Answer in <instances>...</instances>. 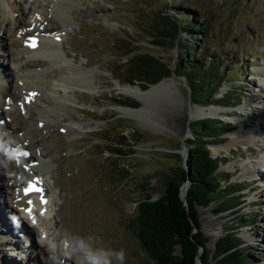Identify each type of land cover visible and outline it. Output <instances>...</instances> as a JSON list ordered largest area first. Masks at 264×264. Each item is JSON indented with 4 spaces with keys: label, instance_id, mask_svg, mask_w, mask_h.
<instances>
[{
    "label": "rangeland",
    "instance_id": "rangeland-1",
    "mask_svg": "<svg viewBox=\"0 0 264 264\" xmlns=\"http://www.w3.org/2000/svg\"><path fill=\"white\" fill-rule=\"evenodd\" d=\"M18 1L26 11L34 4V0ZM49 3L43 2L40 19L62 27V52H67L73 64L83 63L87 70H93L98 92L91 94L78 86L69 91L74 97L70 113L82 124L81 132L67 127L70 119L65 113L51 116L52 124L45 126L33 108L27 106L31 110L28 116L20 104L15 105V117L27 119L22 130L18 127L10 134L0 126V140L11 138L23 153L46 151L52 159L48 168L39 171L27 167L22 159L14 165L26 177H39L46 186L44 191L53 196L51 213L42 216L34 209V223L23 214L24 208L9 198L21 191V182L9 168L0 170L2 194L13 208L8 219L0 218V264H78V253L64 255L61 241L65 238L73 243L77 238H91L94 248L123 249L125 264H146L148 258L136 236L137 199L145 194L156 199L163 194L165 175L172 167L185 165L186 139L194 138L189 121L199 119H191L192 111L210 108L215 110L208 116L221 118L229 128L212 137L208 146L213 156L222 159L219 169L228 172L222 187L228 182L244 184L226 198L240 196L238 208L246 219L236 225L233 208L217 211L215 200L198 206L201 228L213 248L219 235L236 227L241 245L258 255L251 264H264V136L257 143L230 145L239 121L246 130L256 123L259 128L253 131L257 135L264 131V0H80L71 8L72 19L66 25L52 13ZM177 12L206 24L207 31L200 34L197 43L200 61L221 59L225 66L227 76L215 97L238 91L240 100L226 106L199 105L191 100L185 80L174 71L162 78L169 79V84L161 86L147 102L123 92L120 85L143 89L137 79H131L127 59L133 54L154 55L173 69L185 60L184 46L192 42L188 31H181L175 40L166 37L164 43L153 42L159 38L155 34L164 23L163 16ZM16 16L32 28L22 39L27 44L28 36L38 35L36 29L41 27L27 13ZM3 44L0 41V74L11 84L18 80L7 75L14 70L15 60L8 54V43ZM128 48L132 50L126 54ZM125 98H133L139 105L125 103ZM23 100L28 103V98ZM120 106L132 111L126 113ZM121 133L126 136L123 141ZM37 140L41 143L36 142L38 148L28 145ZM4 150L0 143V163L7 158ZM12 152L8 155L18 157ZM249 170L254 171L253 176ZM6 220L10 229L3 227ZM50 242L56 247L48 256L40 248L31 251L28 247Z\"/></svg>",
    "mask_w": 264,
    "mask_h": 264
},
{
    "label": "trees",
    "instance_id": "trees-1",
    "mask_svg": "<svg viewBox=\"0 0 264 264\" xmlns=\"http://www.w3.org/2000/svg\"><path fill=\"white\" fill-rule=\"evenodd\" d=\"M163 17L161 21L164 23L158 26V34H155L159 38L154 39L153 42L164 43L166 37L175 40L181 31H188L187 37L192 42L184 46L187 57L178 61L173 69L154 55L133 54L127 59L131 79H137L141 87L147 89L149 84L174 71L177 76L185 80L191 100L199 105L226 106L233 104L237 98L240 100L238 91L236 94L225 92L215 97L227 76L225 66L221 59L206 62L200 61L196 56V53L201 56L197 43L200 34L207 31L206 24L188 18L183 12ZM131 50L132 48H128L125 53L128 54ZM236 67L240 68L238 65ZM123 101L132 106L139 105V102L133 98H125ZM189 126L194 131V138L186 139L189 148L185 165L172 167L165 175L163 194L158 198L151 199L150 194H145L137 199L134 217L136 236L148 258L146 264H200L197 258L201 264H251L252 261L257 260L258 255L241 245L242 241L236 234V227L219 235L214 241L213 248H210L207 244L209 237L201 228L198 211V206H206L217 200V211L233 208L236 225L246 219L238 208L241 202L240 196L226 198L228 194L243 188L244 184L228 182L222 187V181L226 180L228 172L219 169L222 159L213 156L208 146L212 137L222 135L228 130L229 124L219 117L207 116L189 121ZM119 136L121 140L126 139L122 133ZM186 180L189 181V186L184 202L181 198L180 186ZM142 185L145 187L147 184Z\"/></svg>",
    "mask_w": 264,
    "mask_h": 264
},
{
    "label": "bare ground",
    "instance_id": "bare-ground-1",
    "mask_svg": "<svg viewBox=\"0 0 264 264\" xmlns=\"http://www.w3.org/2000/svg\"><path fill=\"white\" fill-rule=\"evenodd\" d=\"M44 1L46 0H34L32 9L26 11V8H21V4H19L18 0H0V30H2V32L0 31V41L1 44L8 43V54L15 60V62L12 61L14 63V70L8 72L7 75H14V78L18 77V80L10 84L7 83L8 80L0 74V126L3 125L10 134L16 132L19 128L21 129L25 119V117H15L17 104L24 106L28 116L31 114V110H27V106L33 108L39 117V121L45 126L52 124V120L50 119L51 116L65 113L68 119H70L67 127L76 132H81L83 128L82 124L77 123L73 119L72 113H70L71 109L69 106L73 104L74 97L70 96L69 91L75 89L76 86L91 94H95L97 91L95 84L96 75L93 74V70H87L83 63L73 64L67 52H62V46L59 42L60 38L63 36L62 27L59 29L60 26L54 22L45 24V22H42L40 19L38 11L42 10ZM79 3L80 0H50L49 6H51L52 13L62 19L63 24L66 25V23L72 19L71 8L78 6ZM15 13L22 15L27 13L29 19L35 20L36 24L40 25L41 28L36 29L39 38L35 46L31 47L29 45L30 38L27 41L28 43L24 44V40L22 39L24 37L26 39L27 33H30L32 28L27 21L21 23ZM21 40L23 41L22 43ZM162 80L157 84L149 86L147 89H140L136 85H120V87L123 89V92L147 102L148 98L154 96V92L162 88L161 86L169 84V79L163 80V83ZM24 97L28 98V103H25L23 100ZM120 108L126 113L132 111L126 107L120 106ZM213 110L215 109H194L191 119L207 117ZM5 115L8 116V120L5 118ZM243 125V122H237V129L232 135L230 145L235 143L247 145L249 143L261 141L262 135L264 136V131L260 130V135L255 134L253 130L259 128L256 123L253 124L254 126L251 130L244 129ZM20 141L22 140H19V142ZM36 142L41 145L39 140L30 142L28 145H30L31 148H38ZM0 143L3 149L5 148L4 151L7 156L5 162H1L2 164L0 163V170H2V168H9L8 171L12 174L15 173L16 181L21 182V189L26 186L28 181L38 180L41 182L40 178L35 175H28L26 177L24 176L26 174H21L20 168L15 166L14 163L22 159L27 167H32L39 171L48 168L52 159L47 157L45 150H41L38 155H33L25 151V153H30V155L14 157V152L18 150L16 143H13L11 138L6 136L1 138ZM10 151H13V157L8 155ZM11 159H13L14 162ZM252 171L253 170H249L248 174H250V176H253ZM23 182L26 183L22 184ZM2 189L0 182V218L8 219V211H12L13 208L10 203L7 202L4 194H2ZM44 196L48 203L46 205L47 211L42 216H48L51 213L50 205L53 201V196L52 194L50 195V192L47 193L46 191H44ZM9 198L11 199V203L13 202L18 208H24L23 214L26 215L30 221H33L32 216L25 211L26 207H29L27 203L29 199L34 202V209H37L40 213L45 208V206L40 203L39 193H32L30 196H26L21 191L18 193L15 191ZM9 224L10 221L6 220L3 223V227H8L10 229ZM28 247L31 251L40 248L47 256L52 251V248L44 243H40L37 246L29 245Z\"/></svg>",
    "mask_w": 264,
    "mask_h": 264
},
{
    "label": "clouds",
    "instance_id": "clouds-1",
    "mask_svg": "<svg viewBox=\"0 0 264 264\" xmlns=\"http://www.w3.org/2000/svg\"><path fill=\"white\" fill-rule=\"evenodd\" d=\"M89 240L77 238L73 243L67 238L63 239L61 245L64 248V255L70 256L73 253H78V264H114V262L115 264H125L126 255L123 249L114 251L111 249L94 248ZM49 247L54 249L56 244L50 242Z\"/></svg>",
    "mask_w": 264,
    "mask_h": 264
},
{
    "label": "snow or ice",
    "instance_id": "snow-or-ice-1",
    "mask_svg": "<svg viewBox=\"0 0 264 264\" xmlns=\"http://www.w3.org/2000/svg\"><path fill=\"white\" fill-rule=\"evenodd\" d=\"M33 46H35V45H33ZM23 155L28 156V155H30V153H24ZM24 193L26 196H30L32 193H39L40 194V203L45 206V208L41 211V215H44L47 211L46 205H47L48 201H47L46 197L44 196V188L41 186V182L36 181V182L30 183L29 186L24 190ZM27 203H28L29 207L27 209H25V211H27L28 214L30 216H32L33 222L35 223L36 218L33 215L34 202L31 199H29L27 201Z\"/></svg>",
    "mask_w": 264,
    "mask_h": 264
},
{
    "label": "water",
    "instance_id": "water-1",
    "mask_svg": "<svg viewBox=\"0 0 264 264\" xmlns=\"http://www.w3.org/2000/svg\"><path fill=\"white\" fill-rule=\"evenodd\" d=\"M162 79V78H161ZM160 79V80H161ZM160 80H158L157 82H154V83H151V84H149L148 85V87L149 86H151V85H153V84H157ZM147 87V88H148ZM146 89V88H145ZM188 146H187V154H188ZM188 186H189V181H185V182H183L182 184H181V186H180V194H181V198H182V200L185 202V194H186V191H187V188H188ZM200 251H202V247H200ZM197 261L201 264V261L197 258Z\"/></svg>",
    "mask_w": 264,
    "mask_h": 264
}]
</instances>
